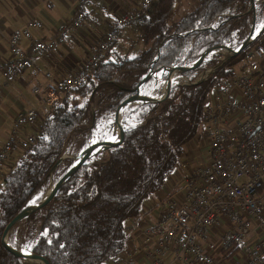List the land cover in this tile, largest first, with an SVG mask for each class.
Masks as SVG:
<instances>
[{
    "label": "trees",
    "instance_id": "trees-1",
    "mask_svg": "<svg viewBox=\"0 0 264 264\" xmlns=\"http://www.w3.org/2000/svg\"><path fill=\"white\" fill-rule=\"evenodd\" d=\"M253 19L251 0H199L194 9L185 0H156L132 23L131 47L108 52L83 87L48 107L37 121L35 142L2 172L0 264H29L4 247L3 233L72 168L73 158L62 160L72 144L73 155H80L98 137L111 135L115 109L128 97L153 93L166 81L165 69L193 64L211 47L242 45ZM256 22L264 24V2L257 6ZM257 45H264V31L205 81L178 85L164 103L128 109L123 143L94 156L46 207L19 222L12 231L21 235L22 243L9 236L10 244L41 254L50 264H105L123 253L129 227L141 216L144 202L164 187L182 162L185 146L200 135L208 96L223 80L247 69L248 52ZM220 57L183 76L195 81L216 67ZM151 73L156 74L148 78ZM103 121L106 125L98 133Z\"/></svg>",
    "mask_w": 264,
    "mask_h": 264
},
{
    "label": "built area",
    "instance_id": "built-area-1",
    "mask_svg": "<svg viewBox=\"0 0 264 264\" xmlns=\"http://www.w3.org/2000/svg\"><path fill=\"white\" fill-rule=\"evenodd\" d=\"M98 1L78 0L73 18L52 38H33V30L44 29L37 20H29L11 34V59L0 72V111L5 91L19 75L80 31ZM155 1L141 0L137 7L117 17L77 74L58 80L46 74V85L34 92L43 93L46 106L51 107L83 87L107 53L116 48L124 29L142 18ZM256 2L259 5L264 0ZM22 39L29 41L28 50L21 47ZM223 53H212L209 60L220 54L221 62ZM247 59L246 70L223 80L207 98L198 136L206 149L205 158L191 169L182 194L168 200L167 207L159 211L156 204L144 202L143 217L133 220L129 227L140 238V253L132 249L138 242L134 235L130 247L111 264H215L216 249L223 260L236 251L232 264H264V45L251 47ZM177 81L189 80L179 76ZM43 113L28 109L17 114L0 150V176L12 156L35 142L28 128L36 127ZM214 228L223 230L219 247L213 239Z\"/></svg>",
    "mask_w": 264,
    "mask_h": 264
},
{
    "label": "crops",
    "instance_id": "crops-1",
    "mask_svg": "<svg viewBox=\"0 0 264 264\" xmlns=\"http://www.w3.org/2000/svg\"><path fill=\"white\" fill-rule=\"evenodd\" d=\"M140 1L99 0L87 13L82 30L74 33L64 45L59 46L46 57L38 58L33 69L19 75L15 83L4 93L0 111V150L18 113L28 109L42 110L46 106L45 95L34 92L36 87L43 88L46 85V74H50L54 80L77 74L88 57L95 52L100 39L114 25L117 17L131 10ZM77 2L78 0H0V72L11 59L9 39L15 30L23 28L29 20H37L44 24V29L33 30V38L36 40L52 38L58 33L62 24L73 18ZM20 45L25 50H28L30 46L29 41L25 39L21 40ZM199 142L201 144H198L197 137L185 146L182 162L168 178L164 187L145 201L156 204L157 211L167 207L168 200L179 198L183 192L185 180L192 173L191 169L203 162L206 149L204 144ZM212 232L217 245L223 230L214 228ZM134 233L136 232L130 234L125 249L127 246L130 247L129 242L135 235L138 242L132 244V249L139 254L137 247L140 238ZM213 253L216 258L215 264H232L236 261L232 260L233 255L223 260L218 249ZM105 264H111V262Z\"/></svg>",
    "mask_w": 264,
    "mask_h": 264
},
{
    "label": "water",
    "instance_id": "water-1",
    "mask_svg": "<svg viewBox=\"0 0 264 264\" xmlns=\"http://www.w3.org/2000/svg\"><path fill=\"white\" fill-rule=\"evenodd\" d=\"M251 10L253 11L254 19H253V25L252 28L249 31L248 37L246 41L240 45L239 47L235 48L229 45H223V46H216L211 47L208 50H206L202 56L193 64H185L183 66H176L173 68H167L165 71L167 72V79L166 82L168 84V90L167 95L163 98H157L154 96V94L150 95H143L138 93L137 95H133L131 97H128L124 101L120 103V105L115 109L113 113L114 118V126L116 127L117 122H120L122 124L121 132L118 135H114V131L111 135L104 137L102 139H96L90 146L82 152L75 160L72 168L58 181L57 184H53V187L51 186L50 190L48 191L47 195L43 198V200L39 203H35L31 205L29 208L22 211L20 214H18L5 228V231L2 236V244L4 247L15 257L23 259L25 261H32L37 260L41 261L44 264H50L49 260L38 253H34L32 251H26L24 249H18L13 247L9 242V235L12 229L22 220L29 217L32 213L46 207L57 195L60 188L84 165L88 164L89 161L96 156L97 154L106 152L109 149H112L114 147H117L121 145L125 139L126 134V123L123 118H119L118 114L122 109H130L134 106L143 105V104H160L167 101L173 94L175 88L178 85H196L203 81H205L211 74L215 73L217 69H219L221 66H223L228 60L231 58L239 55L243 51H245L247 48H249L255 40L263 33L264 31V25L261 28H257V2L256 0H251ZM223 53L224 57L221 62L213 68H209L205 71H203L199 77L193 81H188L187 83H178L177 80L172 81L171 74L178 73V75L183 76V73L188 70H195L203 66L207 61H209V57L212 53ZM156 73H151L150 77L155 76ZM184 77V76H183ZM187 79V78H186ZM142 86V83L139 85L138 90H140V87ZM126 110V111H127ZM126 113V112H125ZM115 129V128H114ZM72 158V157H71ZM64 157H62V160ZM74 159V158H73ZM23 250L25 253L20 252Z\"/></svg>",
    "mask_w": 264,
    "mask_h": 264
},
{
    "label": "rangeland",
    "instance_id": "rangeland-1",
    "mask_svg": "<svg viewBox=\"0 0 264 264\" xmlns=\"http://www.w3.org/2000/svg\"><path fill=\"white\" fill-rule=\"evenodd\" d=\"M257 1V0H256ZM185 2H186V5H187V8H189V9H194L196 6H197V4H198V0H185ZM139 4V3H138ZM138 4H136L132 9H134L135 7H137V5ZM258 6V5H257ZM131 9V10H132ZM125 13V12H124ZM264 24H261L260 26H257V28H261L262 26H263ZM130 26H128L126 29H124V31H123V34H122V36H121V38L119 39V41H118V44H117V46H116V48H115V51H119V52H125V51H127L128 50V48H130L131 47V43L133 42L132 40H131V38L132 39H134L135 40V37H134V34L131 32V30H130V28H129ZM82 30V29H81ZM105 33V32H104ZM93 40V39H92ZM101 40V39H100ZM221 58V57H220ZM219 59V58H218ZM241 67V64H238L237 66H236V69H238V68H240ZM213 68V67H212ZM209 69V68H208ZM202 73V72H201ZM200 73V74H201ZM199 74V75H200ZM181 76V75H180ZM199 77V76H198ZM186 83H187V81H186ZM168 90V84H167V82L166 81H164L163 83H161V84H158L157 86H156V90L153 92V93H151V94H159V93H163V91L164 90ZM48 108V106H45V107H43L42 108V110H43V112H45V110ZM113 120H114V118H113ZM105 125H106V123L103 121V122H101L100 124H99V127H98V133H101V131L103 130V128L105 127ZM115 128V127H114ZM36 130H37V126L36 127H34V128H28V132L29 133H32L33 135H35V132H36ZM109 136V135H108ZM107 137V136H106ZM97 139H102V138H100V137H98ZM198 144H201L199 141H198ZM76 151V148H75V145L74 144H72L70 147H69V149L67 150V152L65 153V155L63 156L64 157V159L65 158H74V160L79 156V155H73V153ZM18 153V152H17ZM16 153V154H17ZM15 154V155H16ZM14 155V156H15ZM14 156H12L9 160H8V162H7V165H6V169L8 168V167H10V165L12 164V162L14 161ZM17 156V155H16ZM52 187H53V184H52ZM1 182H0V190H1ZM9 236H13V240L16 242V243H18L19 245L22 243V238H21V235L19 234V233H16L15 231H11L10 232V235ZM18 249H24V248H18ZM24 250H26V249H24ZM26 251H29V250H26ZM28 263L29 264H35V263H33V262H30V261H28Z\"/></svg>",
    "mask_w": 264,
    "mask_h": 264
},
{
    "label": "bare ground",
    "instance_id": "bare-ground-1",
    "mask_svg": "<svg viewBox=\"0 0 264 264\" xmlns=\"http://www.w3.org/2000/svg\"><path fill=\"white\" fill-rule=\"evenodd\" d=\"M174 76H175V77L177 76V77L179 78V75H178L177 72L171 74L170 77H171L172 81L178 80V78H177V77L175 78ZM177 82H179V81H177ZM164 93H165V95H167V89L164 90L163 93L154 94V96L157 97V98H159V97L162 96ZM126 110H127V109H122V110L119 112L118 117H119L120 119L124 117ZM121 129H122V124H121L120 122H117L116 127H115V129H114V135H115V136L118 135V134L121 132ZM20 252L25 253L23 250H21ZM30 262H33V263H35V264H44L43 262H41V261H37V260H32V261H30Z\"/></svg>",
    "mask_w": 264,
    "mask_h": 264
}]
</instances>
